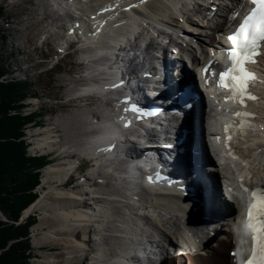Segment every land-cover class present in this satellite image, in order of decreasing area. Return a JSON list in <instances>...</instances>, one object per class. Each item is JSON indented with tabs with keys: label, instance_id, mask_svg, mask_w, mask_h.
<instances>
[{
	"label": "bare ground",
	"instance_id": "1",
	"mask_svg": "<svg viewBox=\"0 0 264 264\" xmlns=\"http://www.w3.org/2000/svg\"><path fill=\"white\" fill-rule=\"evenodd\" d=\"M74 1L69 3V7L65 0H36L41 19H48L46 25L50 27L49 33L43 34V41L44 44L49 41L54 45L59 44L65 50L77 38L79 33L68 35L71 22L60 18L61 10L88 18L96 15L103 7L115 8L116 12L109 15L108 19L99 13L101 21H107L105 27L93 21L90 23L93 35H81V39H78L79 59L84 62V79L73 81L66 91L68 98L93 93L101 96L102 100L94 107L79 108L63 115L59 112L61 115L53 122L55 128L45 129V136L34 140L36 147L32 151L57 150L55 144L58 142L60 147L63 145L60 151L62 155H79L80 158L96 156L99 158L96 159L98 167L92 169L87 180H74L78 191L50 186L42 191L36 204L26 211V215L41 211L40 227L48 228V231L37 232L40 233L36 239L38 244L45 243L58 248L51 254L49 251L45 259L36 260L37 264H235L232 252L239 258L247 259L245 264L249 260L251 264L262 263L264 256L258 258L248 251L250 248L246 249V236L244 230H241V219L235 208L239 206L223 186V180L227 179L226 172L220 170L216 175L221 184L214 203L224 215L214 225L217 229L215 238L207 240L201 236L198 231L201 228L188 213L186 204L176 196V192L162 189L163 193L159 194L151 188H143L142 185L138 187L134 182L127 181L128 174L132 172L124 163L127 160H121V164H107L106 160L109 153L108 140L118 136L119 113L113 109L112 98L103 86L114 80L115 73L122 68L118 54L127 46H131V53H147L150 46L155 45L153 38L158 33L177 28L179 31H187L185 34L190 40L186 49L194 61L206 64L211 60L209 55L215 48L220 50L217 56L221 58L224 47L233 48L227 40L221 39L223 34L229 32L227 11L236 8L242 1L154 0L139 7L130 16L119 14L121 10L116 7L117 2L125 3L126 7L142 0ZM210 1H214L213 8L222 5L211 20L207 18V10L210 16L214 15L212 9L204 7ZM197 7L200 13L194 14L192 11ZM200 14L204 20L197 23ZM181 20L189 22L190 27L181 25L179 29ZM17 66L21 74H26L22 64L17 63ZM258 68L262 71L257 72L258 83L256 87L250 86L258 96V103L252 100L243 103L253 116L247 119L249 123L244 120L247 123L244 129L238 130L240 135L237 148L248 153L254 168L259 171L256 177L264 182V63H258L253 70ZM220 84L223 87L225 80ZM222 96L225 94L222 93ZM197 117L199 130H196L195 124L196 133L190 137V143L201 145L205 159L218 171L215 159L224 157V148L227 146L223 142L228 135V131L223 129L222 115L207 99L199 108ZM237 122L238 119L234 120L231 116L225 121L228 125ZM56 129L61 131L60 135L56 134ZM226 160L230 167L234 165L235 169L241 171L238 160L233 157ZM76 167L73 161L52 165L46 172L44 184L54 181L64 183ZM98 179L102 184L96 188L93 185ZM138 189L147 195H141ZM5 217L8 221V217Z\"/></svg>",
	"mask_w": 264,
	"mask_h": 264
},
{
	"label": "trees",
	"instance_id": "2",
	"mask_svg": "<svg viewBox=\"0 0 264 264\" xmlns=\"http://www.w3.org/2000/svg\"><path fill=\"white\" fill-rule=\"evenodd\" d=\"M24 85H0V209L10 221L18 222L22 212L38 198L34 193L40 182L35 170L44 165L43 160L28 159L26 145L21 138L23 127L31 118L9 116L18 108V102L27 96ZM0 221V264H28L26 250L30 247L29 227ZM13 243L10 247L9 243Z\"/></svg>",
	"mask_w": 264,
	"mask_h": 264
},
{
	"label": "rangeland",
	"instance_id": "3",
	"mask_svg": "<svg viewBox=\"0 0 264 264\" xmlns=\"http://www.w3.org/2000/svg\"><path fill=\"white\" fill-rule=\"evenodd\" d=\"M12 2H13V0H0V6H4L6 8V18H7V19L5 18L6 23L8 21L11 24V26L6 27L5 30H3V28H1V24H0V30L3 32V33L1 32L0 35H3L6 37V39H4L2 37L0 38V62L5 66V68H7V67L11 68L12 67V71H15L14 70L15 67L17 68V70H19V67L17 66L18 61H23L26 64L25 67H28V65L36 66L37 72H40L41 70H47L46 71L47 72L46 73L47 82H49V86L50 85L53 86L54 91H52V95H50L49 91H44V93L42 91L41 96H44L43 101L47 102L48 107L53 109V112H52L53 115H56L59 112H63L66 114V113L73 111L74 108H76V107H73L74 104L71 103L69 106H64L65 102H63V100H64V98L67 97V93L65 91L67 89V83L69 81H71V79H73V78H69V79H67V78L69 76L76 75L77 72L78 73L80 72L81 75L84 72V68H83L84 66L81 63H79V61H80L79 60V52H77V49L73 50L74 53H72L70 56H68L67 59L64 60L63 63L59 66L60 68L63 69V66L66 63L69 64V68H67V70L68 71L72 70L70 72L71 75L69 74V72H65V73H61V74H60V72H57L58 74H56L55 71L50 70L51 65H49L50 64L49 62L51 59L50 60L48 59V62H46L45 64L40 63L41 62L40 58L46 54L44 52L40 55H39V53L38 54L36 53L35 57L36 58L38 57L40 59V61L39 62L37 60L35 61L34 57H33V53L29 52L28 47L31 46L32 43L37 40L38 36L36 38V34L38 32V29L35 26H32V28H30V25H28V22L26 21V19H28V18L29 19L32 18V20L35 19V14L32 11L34 8H36V3H34L33 5L24 4V6H20V4H19V5L14 6V4H12ZM7 3H8V5H6ZM44 50H47V48L44 47ZM23 62L21 63L22 68L25 70V67L23 66L24 65ZM78 63H79V65L77 66ZM70 65H72V66L70 67ZM74 70H75V72H74ZM33 73H34L33 70H28V74L33 75ZM28 79L33 83V79H31V78H28ZM47 92L49 93L50 96H47L48 95ZM53 97H57L58 100L57 101L53 100L52 99ZM49 98L52 100H48ZM95 101H96V99H95ZM90 104L93 105V104H95V102H93V100H91L89 102V105ZM32 135H33V133L30 130V133L28 135V140L30 141V139H31V141L33 142L34 139L38 136H35V135L32 136ZM85 168H86V166H85ZM85 171H88V170H85ZM85 174H87V173H85ZM99 186L100 185H98V187ZM40 197H41V195H40ZM82 207L86 208L89 206L82 205ZM30 218H31V216H30ZM41 218H42L41 211H37V210L34 211V213L32 214V219L34 221V224L30 225V227H29V231H30L29 235L31 234V236L28 235V238H25V239L23 238V240L29 239V241H30V247L26 250V256H27L28 264H33V262H34V261L32 262L33 258H35L36 256H39V254H41L42 251L43 252L44 251L53 252V251H57L56 249H58L57 246H54V245H51L52 247H50V246L46 245L45 243H41V244L39 243L38 244L36 239L40 235V233H37V232L42 233V232L48 230V228L43 229L40 227V224L42 223ZM5 219H7V218L4 216V213L0 209V221H3L5 223L10 222L9 219H8V221H6ZM27 221H25V222L27 223ZM35 234H38V236H36ZM12 244L13 243L11 242V243H9L8 246L10 247ZM46 248H48V249H46ZM5 250L6 249L0 250V256L2 255V253Z\"/></svg>",
	"mask_w": 264,
	"mask_h": 264
},
{
	"label": "snow or ice",
	"instance_id": "4",
	"mask_svg": "<svg viewBox=\"0 0 264 264\" xmlns=\"http://www.w3.org/2000/svg\"><path fill=\"white\" fill-rule=\"evenodd\" d=\"M251 2L255 5L253 11L246 16L240 28L237 30V33L233 36H230L229 39L233 42L236 46L238 52L240 53V59H236V54L233 52H229L230 58L233 59L234 66H239L243 63H255L254 57L259 55V49L261 47V43L264 42V0H251ZM241 39L240 43H237V38ZM236 69H229V73L234 72ZM245 74L251 76L253 78L254 74L247 73L245 70ZM225 73H221V81H223ZM234 94L236 93V89L233 88ZM237 102L243 103L238 96H235ZM250 99H256L249 94ZM240 117L245 116L246 114L238 113ZM248 127H254V125H248ZM231 139V136H229ZM247 191V189H245ZM253 197L257 201L256 204H253L248 213L249 222L253 219V209H256L259 206L260 214L264 215V190L259 192L254 191ZM261 226L264 228V221H261ZM255 240V237H254ZM260 248H261V255L264 256V231L261 232L260 235ZM255 254V253H254ZM248 264H251V260L248 261Z\"/></svg>",
	"mask_w": 264,
	"mask_h": 264
}]
</instances>
